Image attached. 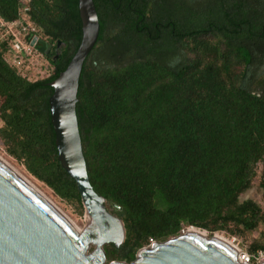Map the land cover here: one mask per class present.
I'll list each match as a JSON object with an SVG mask.
<instances>
[{
  "label": "trees",
  "instance_id": "trees-1",
  "mask_svg": "<svg viewBox=\"0 0 264 264\" xmlns=\"http://www.w3.org/2000/svg\"><path fill=\"white\" fill-rule=\"evenodd\" d=\"M100 33L80 77L77 116L88 174L121 217L107 259L200 228L246 236L264 209L241 200L264 164V0H94ZM47 42L46 75L0 44V140L61 199L82 207L58 158L51 86L79 49V0H0ZM260 185L264 188V169ZM113 203L122 207L117 211ZM193 228V229H197ZM250 251H264L256 239Z\"/></svg>",
  "mask_w": 264,
  "mask_h": 264
},
{
  "label": "water",
  "instance_id": "water-1",
  "mask_svg": "<svg viewBox=\"0 0 264 264\" xmlns=\"http://www.w3.org/2000/svg\"><path fill=\"white\" fill-rule=\"evenodd\" d=\"M79 8L82 42L67 68L51 82L54 92L49 102L58 158L78 184L88 223L79 232L62 211L0 158V264H104L107 253L102 245L120 247L126 240L124 221L108 210L106 198L91 184L83 150L78 92L85 60L99 37L100 20L94 0H79ZM36 41L37 37L32 44ZM39 44L45 52L47 42L39 39ZM113 206L122 210L116 203ZM193 228L197 227L139 249L132 262L110 264H252L242 261L239 247L218 234L210 236ZM91 242L97 243L92 251Z\"/></svg>",
  "mask_w": 264,
  "mask_h": 264
},
{
  "label": "rangeland",
  "instance_id": "rangeland-1",
  "mask_svg": "<svg viewBox=\"0 0 264 264\" xmlns=\"http://www.w3.org/2000/svg\"><path fill=\"white\" fill-rule=\"evenodd\" d=\"M3 42L6 43V45H8L7 41L0 36V44H2ZM0 125H2L1 120H0ZM0 156H2L8 163H10L18 171H20L27 178H29L34 184H36V186H38L41 189V191L49 199H51V201L54 202L55 205H57V207L76 225V227L82 230L87 226L86 209L84 205H82L81 207L78 204L69 203L61 199L59 196H57L51 188H49L46 184L36 179L26 169V167L23 164H21L13 155L9 154L1 140H0ZM263 169H264V164L263 163L259 164L258 176L255 179L252 187L241 195V200L243 201L246 199H253L257 201L264 209V188L260 185L261 173ZM108 210L111 211L110 209ZM262 229L263 228L258 229L246 236L231 235L227 232H217L215 234L221 235L229 242L239 247L240 250L248 251L249 253H251L250 245L253 243L254 240L259 239L264 242V230L262 232ZM93 249L94 247L90 248V251H92ZM111 262H109L107 259V261L104 264H110Z\"/></svg>",
  "mask_w": 264,
  "mask_h": 264
},
{
  "label": "built area",
  "instance_id": "built-area-1",
  "mask_svg": "<svg viewBox=\"0 0 264 264\" xmlns=\"http://www.w3.org/2000/svg\"><path fill=\"white\" fill-rule=\"evenodd\" d=\"M34 31V28L26 25L23 20L16 19L7 21L0 16V36L8 43L11 51V60L18 66L27 64L32 70V75H46L47 66L42 59L40 51L39 37L34 36L32 40H28L27 36ZM37 37L35 44L33 39ZM37 47V48H36ZM240 259L252 264H260L264 260V251L257 254L248 251H240Z\"/></svg>",
  "mask_w": 264,
  "mask_h": 264
},
{
  "label": "bare ground",
  "instance_id": "bare-ground-1",
  "mask_svg": "<svg viewBox=\"0 0 264 264\" xmlns=\"http://www.w3.org/2000/svg\"><path fill=\"white\" fill-rule=\"evenodd\" d=\"M0 158L2 159V160H4L20 177H22L28 184H30L36 191H38L43 197H45L50 203H52L58 210H60L58 207H57V205H55V203L54 202H52L51 201V199H49L42 191H41V189L38 187V186H36V184H34L29 178H27L24 174H22L20 171H18L15 167H13L10 163H8L2 156H0ZM61 211V210H60ZM64 214V213H63ZM65 215V214H64ZM66 216V215H65ZM67 217V216H66ZM67 219L75 226V228L79 231V232H83L85 229H86V227L84 228V229H79L78 227H76V225L67 217ZM88 223V222H87ZM191 230H198V228L197 229H191ZM218 237L220 238V239H223V240H225L226 242H229L227 239H225L224 237H222L221 235H219L218 234ZM95 241H97V240H95ZM98 242V241H97ZM99 243V242H98ZM231 245H234V244H232L231 242H229ZM106 244H108L107 242L106 243H104L102 246H104L105 247V245ZM110 244V243H109ZM97 246V243H93V242H91L90 243V248H92V247H96Z\"/></svg>",
  "mask_w": 264,
  "mask_h": 264
},
{
  "label": "flooded vegetation",
  "instance_id": "flooded-vegetation-1",
  "mask_svg": "<svg viewBox=\"0 0 264 264\" xmlns=\"http://www.w3.org/2000/svg\"><path fill=\"white\" fill-rule=\"evenodd\" d=\"M176 2H180L182 4V6L186 5L187 3H189V0H175Z\"/></svg>",
  "mask_w": 264,
  "mask_h": 264
}]
</instances>
